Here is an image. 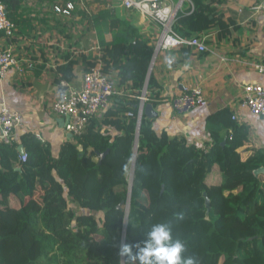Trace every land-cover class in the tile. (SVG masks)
<instances>
[{
    "label": "trees",
    "instance_id": "16d2710c",
    "mask_svg": "<svg viewBox=\"0 0 264 264\" xmlns=\"http://www.w3.org/2000/svg\"><path fill=\"white\" fill-rule=\"evenodd\" d=\"M2 1L18 25L22 0ZM191 2L193 8L184 2L177 14V33L190 37L214 27L228 33L218 9L224 0ZM79 13L103 45L96 61L84 56L87 69L102 61L105 72H117L126 93L117 106L91 117L58 157L32 133L21 136L26 161L15 142L0 143V264H126L120 247L142 242L159 222L169 224L197 264H264V149L250 147L248 126L224 108L208 116L211 140L204 146L158 134L145 114L138 130L144 85L150 103L159 97L155 77L148 78L154 44L135 18L112 8ZM73 66L69 60L60 68L64 79H73ZM105 125L120 134L103 133ZM213 174L218 181L210 180Z\"/></svg>",
    "mask_w": 264,
    "mask_h": 264
},
{
    "label": "crops",
    "instance_id": "0c3cea01",
    "mask_svg": "<svg viewBox=\"0 0 264 264\" xmlns=\"http://www.w3.org/2000/svg\"><path fill=\"white\" fill-rule=\"evenodd\" d=\"M89 1L22 0L16 34L10 38L0 33V48H11L24 65L23 71L12 67L0 78V106L5 104L24 116L23 126L16 129L14 140L9 142H15L20 152L24 150L21 136L25 133L41 136L38 138L50 144L55 157L64 143L75 142V136L65 127L68 119L57 114L53 104L67 91L61 85L60 68L69 60L74 61V77L69 82L80 88L88 70L84 56L96 61L101 54L103 45L95 26L79 13L83 10L92 15L99 11L88 7ZM261 1L224 0L219 4L229 31L224 34L214 27L201 33L208 38L207 52L182 48L158 54L151 72L158 83L155 92L159 97L155 99L156 105L151 103L157 114L152 119L158 134L183 136L189 143L203 146L211 140L208 116L228 108L238 123L248 126L250 147L264 149V116H256L240 106L246 85L264 84V75L253 66L264 63V11L255 14L252 9ZM112 2L108 7L120 17L135 18L144 36L154 44L159 26L149 19L142 20L136 12H127L121 1ZM105 39L111 40V35L107 34ZM28 60L33 62V68L25 67ZM111 75L117 83V72ZM183 85L201 86L207 105L185 111L176 109L174 100L182 94ZM125 93L119 88V94L112 97L108 107L117 106L116 101ZM101 131L120 134L111 125L102 126ZM216 175L215 180L213 176L210 178L212 182L219 180V174Z\"/></svg>",
    "mask_w": 264,
    "mask_h": 264
},
{
    "label": "built area",
    "instance_id": "2783aa9c",
    "mask_svg": "<svg viewBox=\"0 0 264 264\" xmlns=\"http://www.w3.org/2000/svg\"><path fill=\"white\" fill-rule=\"evenodd\" d=\"M123 7L140 14L142 20H151L159 28V36L154 42V53L150 62L149 73L152 72L158 54L163 50H174L190 48L198 53L209 50L207 37L202 34H195L184 37L177 33L174 24L178 12L183 8L184 2H189L194 7L191 0H121ZM69 8H73L69 4ZM255 14L264 11V0L253 6ZM17 32V24L8 16L5 3L0 0V33L7 37H13ZM25 67L33 68L34 64L28 60ZM23 64L15 55L11 48H0V78L4 77L8 71L15 67L23 71ZM256 70L264 75V63H253ZM61 85L67 88L63 97H60L53 104L55 112L68 119L66 130L72 135L82 134L91 117L102 114L109 106L112 97L119 94V88L115 78L104 71L102 61L91 67L84 73L83 82L80 88L61 78ZM148 83L139 95L140 100L138 111V123L140 125L144 106L150 103ZM207 100L201 86H182V94L174 100V106L179 111L189 110L195 106H205ZM240 106L248 108L256 116H264V84H248L244 88V97ZM127 115H133L128 112ZM235 119V117H233ZM24 116L18 111H13L5 104L0 106V143L14 140L15 131L23 126ZM41 138V136H38ZM20 159L27 160V153L21 152ZM133 180L132 163L130 166V184Z\"/></svg>",
    "mask_w": 264,
    "mask_h": 264
},
{
    "label": "clouds",
    "instance_id": "9594fccd",
    "mask_svg": "<svg viewBox=\"0 0 264 264\" xmlns=\"http://www.w3.org/2000/svg\"><path fill=\"white\" fill-rule=\"evenodd\" d=\"M186 253V243L174 238L171 227L165 222L153 224L142 242L120 247L126 264H197L196 257Z\"/></svg>",
    "mask_w": 264,
    "mask_h": 264
},
{
    "label": "water",
    "instance_id": "95a60500",
    "mask_svg": "<svg viewBox=\"0 0 264 264\" xmlns=\"http://www.w3.org/2000/svg\"><path fill=\"white\" fill-rule=\"evenodd\" d=\"M150 75H151V73H148V78H149ZM65 88H66V87H65ZM66 90H67V88H66ZM62 97H63V96H62ZM143 114H145V115L148 116L149 118H154V117L157 115L151 103H147V104H145ZM139 129H140V125H139L138 130H139ZM137 143H138V142H137ZM136 146H138V144H137ZM21 149H22V148H21ZM22 151H24V150L22 149ZM107 152H108V150H107L105 153H107ZM136 152H137V147L135 148V154H134L133 161H132V171H133V172H134V169H135ZM105 153H102V154H101V158H103V157L105 156ZM100 161H101V160H100ZM261 171H264V169L262 168ZM132 181H133V180H132ZM132 181H131V185H132ZM204 195H205V199H206V206H207V208H208V210H209V208H210V200H209V197L207 196L206 193H205ZM127 206H130V193H129V196H128V199H127ZM119 207H120V206H119ZM126 215H127V214H126ZM127 217H128V216H127ZM127 217H126V218H127ZM122 264H125V260H124V259H123V263H122Z\"/></svg>",
    "mask_w": 264,
    "mask_h": 264
},
{
    "label": "rangeland",
    "instance_id": "374dc122",
    "mask_svg": "<svg viewBox=\"0 0 264 264\" xmlns=\"http://www.w3.org/2000/svg\"><path fill=\"white\" fill-rule=\"evenodd\" d=\"M112 1L113 0H90L88 3V7H90L92 10L98 11L102 8H105V7H108L109 5H112L113 4ZM117 1H121V0H117ZM127 12H129V10H127ZM77 19H80V18L78 17ZM212 176H213V178H212L213 180H215L217 178L216 174H213ZM128 180H130V169L128 171ZM143 203H144V205H147L148 199L147 198L143 199Z\"/></svg>",
    "mask_w": 264,
    "mask_h": 264
},
{
    "label": "bare ground",
    "instance_id": "6f19581e",
    "mask_svg": "<svg viewBox=\"0 0 264 264\" xmlns=\"http://www.w3.org/2000/svg\"><path fill=\"white\" fill-rule=\"evenodd\" d=\"M127 215H126V217L129 215V211H130V206H127Z\"/></svg>",
    "mask_w": 264,
    "mask_h": 264
}]
</instances>
